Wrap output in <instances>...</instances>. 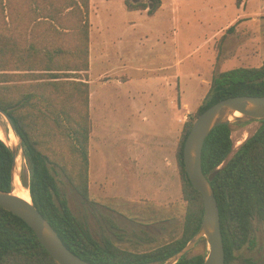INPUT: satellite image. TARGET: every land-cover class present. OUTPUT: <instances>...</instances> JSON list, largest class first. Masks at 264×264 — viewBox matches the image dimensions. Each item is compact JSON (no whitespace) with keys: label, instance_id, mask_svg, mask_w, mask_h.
<instances>
[{"label":"rangeland","instance_id":"374dc122","mask_svg":"<svg viewBox=\"0 0 264 264\" xmlns=\"http://www.w3.org/2000/svg\"><path fill=\"white\" fill-rule=\"evenodd\" d=\"M88 17L94 95L87 200L58 164L71 167L73 157L65 140L52 142L46 152L54 160L52 173L61 194L94 237L143 252L182 234L186 201L176 153L184 124L203 103L216 73L264 62V0H241L239 4L237 0H162L152 16L147 9L128 10L125 0H89ZM68 39L69 47L73 40ZM165 62L169 69L159 71ZM6 68L10 72L13 67L8 64ZM65 75L71 80L77 73L67 71ZM241 121L230 124L233 150L260 125L257 120ZM0 129L14 134L4 141L17 149L13 185L17 179L28 189L29 172L20 139L4 117ZM161 134L167 136L169 170L159 188L147 161L151 138ZM133 150L144 154L138 165L133 161L128 165ZM252 236L255 247L241 252L256 264H264V221H253ZM207 252L204 240L189 255Z\"/></svg>","mask_w":264,"mask_h":264},{"label":"trees","instance_id":"16d2710c","mask_svg":"<svg viewBox=\"0 0 264 264\" xmlns=\"http://www.w3.org/2000/svg\"><path fill=\"white\" fill-rule=\"evenodd\" d=\"M240 2L237 0V4ZM161 4L162 0H125L128 10L147 9L150 16ZM88 15L89 0H0V107L11 116L22 138L30 197L71 251L96 264H161L185 246L203 223L202 195L192 186L183 164V145L194 120L221 99L264 95V62L216 73L203 103L184 124L176 153L186 201L181 236L147 251H128L109 238H95L73 214L52 173L54 160L46 152L52 142L65 140L73 157L71 167L67 169L64 162L58 164L87 200L91 119L89 85L82 79L87 77L89 68ZM62 35L63 43L59 41ZM67 37L73 40L69 47ZM52 41L60 44L52 45ZM8 64L13 67L10 72ZM67 71H75L77 76L69 80ZM257 121L260 125L256 131L236 150L231 127L225 124L209 133L202 149V169L219 208L224 264H256L241 251L256 245L253 221H264V118ZM12 167L11 148L0 139L2 190L12 189ZM204 240L201 238L198 243ZM204 257L188 252L175 264H202ZM0 264H56L33 230L1 206Z\"/></svg>","mask_w":264,"mask_h":264},{"label":"water","instance_id":"95a60500","mask_svg":"<svg viewBox=\"0 0 264 264\" xmlns=\"http://www.w3.org/2000/svg\"><path fill=\"white\" fill-rule=\"evenodd\" d=\"M2 117L19 137L23 154L22 138L18 135L11 116L0 107V121ZM263 118L264 95H236L217 101L194 120L184 141L183 164L192 186L202 195L203 223L200 230L185 246L161 264H175L183 255L190 252L201 238H205L208 244V252L202 264H224V245L218 203L210 181L202 169L204 141L209 133L219 125ZM10 148L13 155L12 189L10 191L0 189V206L20 217L33 230L56 264H96L81 258L64 244L48 220L38 211L31 197L30 200H26L14 195L13 182L17 149L15 146Z\"/></svg>","mask_w":264,"mask_h":264},{"label":"crops","instance_id":"0c3cea01","mask_svg":"<svg viewBox=\"0 0 264 264\" xmlns=\"http://www.w3.org/2000/svg\"><path fill=\"white\" fill-rule=\"evenodd\" d=\"M92 25V24H91ZM90 31H91V27H90ZM90 31H89V37H90V41H89V55H88V62H89V68H88V75L87 77H85L84 79H82V81H85L88 83L89 85V101H88V109H89V116H90V107H92V99H93V95L94 93L91 92L90 90V86H91V80H90V74L92 71V63H91V59H90V46H91V36H90ZM139 47L137 45L136 42V50H138ZM102 53L99 54V56L102 57ZM108 57L109 58V54H105L102 58ZM101 58V59H102ZM127 68V67H125ZM169 69V65L167 62H165V65H162L161 70L158 68L159 71H164V70H168ZM157 70V71H158ZM168 75H165L164 77H167ZM120 82V81H119ZM166 134H161V135H155L151 138V152L148 156V166L150 168V171L152 174L155 175L157 184H159V188H161V184L162 182H164V177L167 175L168 173V158H169V153H168V148L166 145ZM130 154H132L131 156H129V164H140V160H141V156H143V153H140V151L138 150H133L130 152ZM89 157H90V149H89ZM160 177V178H159ZM159 178V179H158ZM164 186V184L162 185Z\"/></svg>","mask_w":264,"mask_h":264},{"label":"bare ground","instance_id":"6f19581e","mask_svg":"<svg viewBox=\"0 0 264 264\" xmlns=\"http://www.w3.org/2000/svg\"><path fill=\"white\" fill-rule=\"evenodd\" d=\"M12 136H14V134L12 132H9V133H5L3 132L1 129H0V139L3 140V141H6V139L9 137L12 138ZM10 138V139H11ZM6 144V143H5ZM14 195L17 196V197H20V198H23V199H26V200H30V193H29V190L24 188V187H21L19 185V182L17 179H15V185H14Z\"/></svg>","mask_w":264,"mask_h":264}]
</instances>
